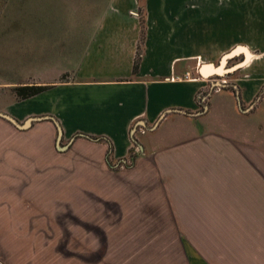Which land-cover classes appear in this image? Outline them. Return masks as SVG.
Wrapping results in <instances>:
<instances>
[{
    "label": "crops",
    "instance_id": "0c3cea01",
    "mask_svg": "<svg viewBox=\"0 0 264 264\" xmlns=\"http://www.w3.org/2000/svg\"><path fill=\"white\" fill-rule=\"evenodd\" d=\"M246 3L80 0L78 13L62 16L55 45H64L57 49L61 67L38 80L47 89L13 101L7 111L17 121L42 118L24 129L0 118V264H141L130 252L121 256L112 248L95 249L87 224L98 222L87 212L98 204H89L88 196L102 199L104 227L144 226L153 204L155 210L168 209L166 198L164 206L161 199L152 200L161 190L150 194L147 187L153 178L167 177L163 164L168 156L162 149L197 141L200 145L193 146L206 147L202 138L214 141L219 136L215 122L228 116L235 129L262 140L256 109L264 95V7L249 9ZM140 19L141 54L133 71ZM236 47L247 56L242 50L231 54ZM228 59L238 62L222 73L199 71L202 64L224 61L225 66ZM199 91L207 94L203 104L195 98ZM175 132L176 141H163ZM57 137L65 141L60 148ZM108 144L113 161L125 158L133 144L141 154L127 171L115 173L105 162ZM202 151L197 154L209 155ZM120 173L134 177L133 193L121 186ZM41 178L48 194L39 186ZM56 179L64 180V202L49 197ZM69 194L81 196L78 206L69 202ZM77 210L78 229L71 219ZM73 232L79 233L78 251L71 250ZM195 255L190 264H205Z\"/></svg>",
    "mask_w": 264,
    "mask_h": 264
},
{
    "label": "rangeland",
    "instance_id": "374dc122",
    "mask_svg": "<svg viewBox=\"0 0 264 264\" xmlns=\"http://www.w3.org/2000/svg\"><path fill=\"white\" fill-rule=\"evenodd\" d=\"M245 1L249 9L264 7V0ZM79 6L80 0H0L1 112L8 114L10 105L17 100L11 90L13 86L42 84L38 80L43 75H50L61 67L63 59L57 49L64 45H55L63 29L57 28L65 21L62 16L70 10L78 13ZM138 14H142L141 5ZM237 62V59H228L225 66L223 62V71L231 69ZM256 110L263 127L262 140L259 134L256 141L250 131L245 134L235 129L234 120L228 116L215 122L216 128L223 130L217 129L219 136H215L214 141L202 138L206 147L193 146L199 143L197 141L183 147L177 145L162 149L164 156H168V162L163 164L167 177L153 178L147 187H151L150 194L155 188L161 190L159 196L152 194V200L159 198L164 206L166 198L168 209L158 211L155 210L157 205L153 204L154 210L147 212L151 215L150 220L145 221L147 225L104 227V212L100 206L103 201L89 195L88 203L98 204L95 210L87 212L93 222H98L91 225L89 221L87 224L95 249L112 248L121 256L130 252L141 264H190L195 254L205 264H264V95L259 99ZM178 135L175 132L163 141L172 143ZM64 142L61 137L56 138L58 148ZM200 149L204 150L202 152L208 150L209 155L199 156L197 151ZM193 150L196 153L193 154ZM130 152L135 159L141 154L134 144ZM177 160L184 161L177 164ZM127 169L115 165L109 170L117 173ZM118 176L121 186L130 188L133 193L134 177L122 173ZM55 182L53 189L50 184L49 197H55L56 202H64L67 197L64 180L56 179ZM39 186L48 194L43 178L39 179ZM80 197L79 194L68 195L73 206L79 205ZM79 214L78 210L72 211L71 216L77 229L81 220ZM159 214L162 217L157 219ZM73 233L76 241L71 243V250L78 251L79 233ZM57 245L61 249L67 248L66 243ZM120 261L127 259L120 258Z\"/></svg>",
    "mask_w": 264,
    "mask_h": 264
},
{
    "label": "trees",
    "instance_id": "16d2710c",
    "mask_svg": "<svg viewBox=\"0 0 264 264\" xmlns=\"http://www.w3.org/2000/svg\"><path fill=\"white\" fill-rule=\"evenodd\" d=\"M140 27H141L140 28V37H139V42H138V45L136 48L135 58H134L133 67H132L133 71L136 69L137 61H138V58L141 54L140 43L142 41V35H143L142 19H140ZM48 87H49V85H47V84H44V85H42V84H23V85L13 86L11 88V90H12L14 96L16 97V99L19 100V99H24V98L30 97L32 95H35L37 93H40V92L44 91L45 89H47ZM90 139L95 140V141L104 140L101 137H93V136H91ZM110 150H111V147H110V144H108L107 150L105 153V162L109 168H113L115 166V164H116V166H122L125 168H129L133 165V162L135 160V156L132 155L131 152H129V154L125 158L113 161L111 158Z\"/></svg>",
    "mask_w": 264,
    "mask_h": 264
},
{
    "label": "water",
    "instance_id": "95a60500",
    "mask_svg": "<svg viewBox=\"0 0 264 264\" xmlns=\"http://www.w3.org/2000/svg\"><path fill=\"white\" fill-rule=\"evenodd\" d=\"M237 50H242L244 52L245 56H247V52L242 47H236L232 50V52H236ZM199 71L202 75H205L206 73H209V72H221V71H223V68L220 67V64H218L217 66H211L209 64H202L199 67ZM0 118L11 123L16 128L24 129L27 126H29V124L31 123L32 120H38V119H41L42 117H29V118L25 119L23 122L19 123V122H17V120H15L9 114H6V113L0 111ZM59 133H60V131L57 127V135H59Z\"/></svg>",
    "mask_w": 264,
    "mask_h": 264
},
{
    "label": "built area",
    "instance_id": "2783aa9c",
    "mask_svg": "<svg viewBox=\"0 0 264 264\" xmlns=\"http://www.w3.org/2000/svg\"><path fill=\"white\" fill-rule=\"evenodd\" d=\"M217 90H219V87H213L212 88V91H217ZM206 97H207V94L205 91H199V92H197V94L195 96V98L199 104H202L203 102H205ZM135 149H137V148L135 147Z\"/></svg>",
    "mask_w": 264,
    "mask_h": 264
},
{
    "label": "bare ground",
    "instance_id": "6f19581e",
    "mask_svg": "<svg viewBox=\"0 0 264 264\" xmlns=\"http://www.w3.org/2000/svg\"><path fill=\"white\" fill-rule=\"evenodd\" d=\"M236 52H238V51H236ZM236 52H235V53H236ZM231 54H233V52H232ZM231 54H230V55H231ZM223 62H224V61H222L221 65H220L221 68H223V66H222ZM222 72H223V71L218 72V73H222ZM209 73H210V72H209ZM206 74H207V73H206Z\"/></svg>",
    "mask_w": 264,
    "mask_h": 264
}]
</instances>
